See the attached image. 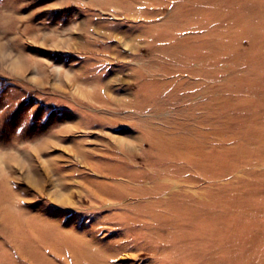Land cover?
Listing matches in <instances>:
<instances>
[{"label": "rangeland", "instance_id": "rangeland-1", "mask_svg": "<svg viewBox=\"0 0 264 264\" xmlns=\"http://www.w3.org/2000/svg\"><path fill=\"white\" fill-rule=\"evenodd\" d=\"M0 264H264V0H0Z\"/></svg>", "mask_w": 264, "mask_h": 264}, {"label": "bare ground", "instance_id": "bare-ground-1", "mask_svg": "<svg viewBox=\"0 0 264 264\" xmlns=\"http://www.w3.org/2000/svg\"><path fill=\"white\" fill-rule=\"evenodd\" d=\"M3 49V48H2ZM10 56V55H9ZM3 57V56H2ZM5 58V57H4ZM6 61V60H5ZM13 62V61H12ZM68 73V72H67ZM119 146V145H118ZM128 148V147H127Z\"/></svg>", "mask_w": 264, "mask_h": 264}]
</instances>
